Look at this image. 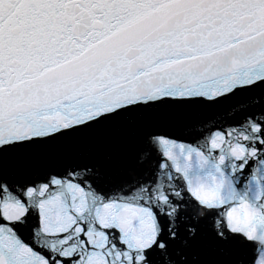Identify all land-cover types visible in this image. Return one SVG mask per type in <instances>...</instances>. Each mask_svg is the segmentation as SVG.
Listing matches in <instances>:
<instances>
[{"label":"snow or ice","instance_id":"1","mask_svg":"<svg viewBox=\"0 0 264 264\" xmlns=\"http://www.w3.org/2000/svg\"><path fill=\"white\" fill-rule=\"evenodd\" d=\"M0 264H264V0H0Z\"/></svg>","mask_w":264,"mask_h":264},{"label":"clouds","instance_id":"2","mask_svg":"<svg viewBox=\"0 0 264 264\" xmlns=\"http://www.w3.org/2000/svg\"><path fill=\"white\" fill-rule=\"evenodd\" d=\"M245 210H247V206H245ZM239 211H240V209H236V210H234V215H237V216H238Z\"/></svg>","mask_w":264,"mask_h":264}]
</instances>
